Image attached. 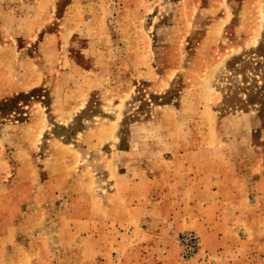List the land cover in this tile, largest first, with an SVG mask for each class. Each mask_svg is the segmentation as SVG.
<instances>
[{"label": "rangeland", "instance_id": "1", "mask_svg": "<svg viewBox=\"0 0 264 264\" xmlns=\"http://www.w3.org/2000/svg\"><path fill=\"white\" fill-rule=\"evenodd\" d=\"M0 264H264V0H0Z\"/></svg>", "mask_w": 264, "mask_h": 264}]
</instances>
